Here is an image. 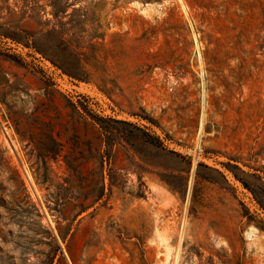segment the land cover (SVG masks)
<instances>
[{"label":"rangeland","instance_id":"obj_1","mask_svg":"<svg viewBox=\"0 0 264 264\" xmlns=\"http://www.w3.org/2000/svg\"><path fill=\"white\" fill-rule=\"evenodd\" d=\"M0 264H264V0H0Z\"/></svg>","mask_w":264,"mask_h":264},{"label":"bare ground","instance_id":"obj_2","mask_svg":"<svg viewBox=\"0 0 264 264\" xmlns=\"http://www.w3.org/2000/svg\"><path fill=\"white\" fill-rule=\"evenodd\" d=\"M201 129H202V128H201ZM10 140H12V139H10ZM12 142H13V140H12ZM12 142H11V143H12ZM13 144H14V143H13Z\"/></svg>","mask_w":264,"mask_h":264}]
</instances>
